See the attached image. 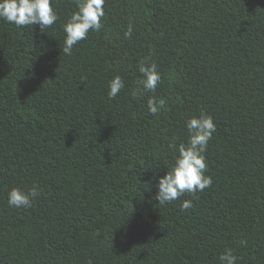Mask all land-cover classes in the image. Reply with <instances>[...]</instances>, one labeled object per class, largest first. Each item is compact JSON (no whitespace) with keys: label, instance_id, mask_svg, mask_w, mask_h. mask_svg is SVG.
Returning a JSON list of instances; mask_svg holds the SVG:
<instances>
[{"label":"trees","instance_id":"1","mask_svg":"<svg viewBox=\"0 0 264 264\" xmlns=\"http://www.w3.org/2000/svg\"><path fill=\"white\" fill-rule=\"evenodd\" d=\"M77 3L52 0L44 31L0 20V264H220L226 249L264 264V0H105L102 29L65 55ZM153 95L167 101L155 116ZM201 113L212 185L161 205L167 145ZM33 184L31 208L8 205Z\"/></svg>","mask_w":264,"mask_h":264},{"label":"clouds","instance_id":"2","mask_svg":"<svg viewBox=\"0 0 264 264\" xmlns=\"http://www.w3.org/2000/svg\"><path fill=\"white\" fill-rule=\"evenodd\" d=\"M105 0H78L77 11L63 25L65 33L63 54L71 55L73 47L87 39L88 33L99 32L102 27V19L105 16ZM60 17L52 6V0H0V20L16 27L38 25L41 31L48 29L56 23ZM133 27L129 25L124 33L125 38L132 36ZM158 66L155 63L140 62L139 73L142 85L146 92L155 93L157 86L162 82ZM125 87L124 80L115 76L108 84V99H115ZM167 104L163 98L154 95L147 101L150 114L157 115ZM185 127L188 131L187 143L177 144L173 139L167 145L170 152L178 153L170 170L158 180V193L155 199L164 205L178 200L185 193L195 197L197 192L212 185V178L206 176L208 165L205 153L208 143L216 131L212 117L201 113L199 117L190 118ZM39 195V187L36 184L27 191L21 188H12L8 193V205L16 209H28ZM193 207L191 200H184L181 209L187 210ZM245 242L241 241L243 245ZM238 257L232 249H226L219 256L220 264H238Z\"/></svg>","mask_w":264,"mask_h":264}]
</instances>
